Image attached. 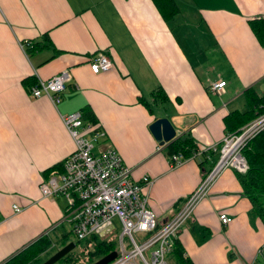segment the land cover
<instances>
[{
  "label": "crops",
  "instance_id": "1",
  "mask_svg": "<svg viewBox=\"0 0 264 264\" xmlns=\"http://www.w3.org/2000/svg\"><path fill=\"white\" fill-rule=\"evenodd\" d=\"M174 1L176 11L163 17L151 0H0V264L38 238L53 241L49 232L58 227L64 231L56 239L67 240L64 199L39 189L45 172L73 150L61 115L82 112L99 129L94 149L112 147L132 180H151L148 208L162 222L209 160L202 154L171 167L169 143L159 145L149 124L166 117L177 138L207 149L225 134L234 98L248 87L264 91L256 88L264 80V45L247 23L264 18V0ZM25 42L36 43L30 53ZM96 53L109 58V69L91 71ZM62 70L70 80L58 103L30 94L25 82ZM212 81L225 82L221 94L208 91ZM156 88L165 102L153 101ZM222 213L230 218L225 225ZM175 239L192 264L251 260L264 225L233 170L220 174Z\"/></svg>",
  "mask_w": 264,
  "mask_h": 264
},
{
  "label": "built area",
  "instance_id": "2",
  "mask_svg": "<svg viewBox=\"0 0 264 264\" xmlns=\"http://www.w3.org/2000/svg\"><path fill=\"white\" fill-rule=\"evenodd\" d=\"M26 43L20 44L22 49ZM89 67L94 73L101 72L111 67V61L105 54L96 53L90 58ZM69 80V72L62 70L44 80L37 78L29 86V92L33 97L44 96L56 104ZM224 84V81H212L207 89L219 95ZM60 118L73 141V150L61 161L59 172L50 173L39 183V189L43 196L59 195L64 199V212L71 222V232L76 241L98 235L105 229L104 233L109 235L114 230L112 219L117 220L116 255L106 264H168L173 240L196 205L207 196L225 169L237 173L246 171L247 164L241 151L248 140L264 131V112H261L237 131L225 133L218 143L208 147L207 150L216 154V159L178 208L159 222L147 204L145 188L151 180L147 176L132 180L130 167L122 163L112 147L94 149L99 129L95 123L85 122L80 111L63 114ZM202 150L205 149H197L188 157L180 152L173 153L168 158L169 165L176 167L202 155ZM206 158L210 160L208 156ZM13 210L19 211L16 206ZM218 219L222 225L230 221L223 213L218 215ZM258 257L262 263L258 262ZM250 264H264V241Z\"/></svg>",
  "mask_w": 264,
  "mask_h": 264
},
{
  "label": "trees",
  "instance_id": "3",
  "mask_svg": "<svg viewBox=\"0 0 264 264\" xmlns=\"http://www.w3.org/2000/svg\"><path fill=\"white\" fill-rule=\"evenodd\" d=\"M151 1L158 8L163 17H167L176 11L174 0ZM247 23L257 42L261 46L264 45V18H251L247 20ZM35 46L36 43L27 42L23 50L25 53H30ZM34 82V80H31L30 83L25 82V85L33 84ZM151 96L153 97V101L165 102L167 100V96L161 88L154 89L153 92H151ZM243 96L247 108L242 111L234 109L223 117L224 133L237 131L239 127L251 120L256 114L264 112V91L258 94L253 87H248L243 91ZM83 120L91 122L90 119L84 118ZM165 148L168 156L180 152L188 157L197 150L189 136H183V139L182 137L176 138L165 146ZM207 149L202 150L201 153L206 154L203 156L205 160L208 161L206 156L209 157V166H211L216 159V154ZM241 152L246 161L247 169L244 173L235 172L236 179L241 191L249 201L251 209L264 225V131L259 132L256 136L248 140ZM60 168L61 162L58 166H53L50 170L48 169L45 172L44 179L52 172H59ZM95 238H98V235H91L84 240L74 241L73 249L53 264H63L64 261L69 262L68 264H90L109 251L114 250V238L106 237L100 240H95ZM91 239H94L96 243L90 244V248L85 245H82L80 248L78 247L80 243H84ZM65 242L66 241H61V245ZM49 244V240L42 237L38 238L37 241L21 249L1 264H37L36 262L39 259V255ZM169 259L170 261L172 260V264H192L189 258L183 255V249L176 239L173 240Z\"/></svg>",
  "mask_w": 264,
  "mask_h": 264
},
{
  "label": "water",
  "instance_id": "4",
  "mask_svg": "<svg viewBox=\"0 0 264 264\" xmlns=\"http://www.w3.org/2000/svg\"><path fill=\"white\" fill-rule=\"evenodd\" d=\"M148 129L153 136L154 140L159 144L170 143L178 136L175 135V129L171 122L166 117L155 118L148 126ZM74 247V241L65 242L60 247L49 255L45 260L38 264H53L70 252ZM116 255L114 250L109 251L98 259L94 260L90 264H106L111 261Z\"/></svg>",
  "mask_w": 264,
  "mask_h": 264
},
{
  "label": "rangeland",
  "instance_id": "5",
  "mask_svg": "<svg viewBox=\"0 0 264 264\" xmlns=\"http://www.w3.org/2000/svg\"><path fill=\"white\" fill-rule=\"evenodd\" d=\"M259 86H263V88H264V80H262L260 83H259V85L256 87L257 89H260L259 88ZM231 97V96H230ZM229 98V96H225V97H223L222 99L223 100H227ZM246 101H245V99H244V97H242V95H240L239 97H237V98H234V100H233V105L234 106H232V108H237V109H240V110H242V109H245V107H246V103H245ZM154 108V107H153ZM55 196H59V195H54V196H52V197H55ZM112 223H113V226H114V230H112L111 231V233H109V235H107V234H102L101 236H98V238H95V240H100V239H104V238H106V237H113V238H115V237H117V233H118V231H119V226H118V222H117V220L116 219H112ZM65 227H66V232H65V236H64V238L65 239H67L66 241L67 242H70V241H76V238H75V236H74V234H72V232H71V230H70V227L69 226H67L66 224H65ZM69 230V231H68ZM64 230H62L61 229V227H58L57 229H55L54 231H50L49 233V237H50V239H52L53 241H51L50 242V244H49V246L46 248V249H44L43 250V252L39 255V259H38V261L36 262L37 264L38 263H40L41 261H43V260H45L49 255H51L53 252H55L59 247H60V241L59 240H57L56 239V237L61 233V232H63ZM135 238L136 239H138L137 238V236H135ZM95 240L94 239H91V240H89V241H86V242H84V243H80V246H78L79 248L82 246V245H85V246H87L88 248H90V244H93V243H96L95 242ZM254 256V255H253ZM252 259V258H251ZM250 261L251 260H249L246 264H250ZM258 262H260V263H262V260H261V258H259L258 257ZM69 262H67V261H64L63 262V264H68ZM168 264H172V261H168Z\"/></svg>",
  "mask_w": 264,
  "mask_h": 264
}]
</instances>
